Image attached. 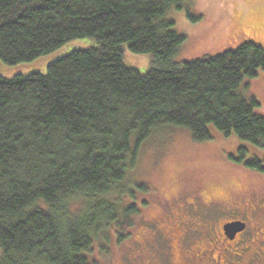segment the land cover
Masks as SVG:
<instances>
[{
	"label": "trees",
	"instance_id": "obj_1",
	"mask_svg": "<svg viewBox=\"0 0 264 264\" xmlns=\"http://www.w3.org/2000/svg\"><path fill=\"white\" fill-rule=\"evenodd\" d=\"M184 1L0 0L6 64L97 42L45 73L0 75V264H97L86 255L95 239L115 227L122 241L141 212L125 203L136 197L125 181L159 129L207 141L214 127L264 148L261 103L244 91L264 70V45L176 61L187 36L169 12ZM126 47L152 55L147 72L125 63ZM247 153L241 146L237 160ZM245 164L264 171V158Z\"/></svg>",
	"mask_w": 264,
	"mask_h": 264
},
{
	"label": "rangeland",
	"instance_id": "obj_2",
	"mask_svg": "<svg viewBox=\"0 0 264 264\" xmlns=\"http://www.w3.org/2000/svg\"><path fill=\"white\" fill-rule=\"evenodd\" d=\"M169 13L176 21L175 30L187 36L176 61L218 55L246 41L264 45V0H185L182 9ZM96 43L94 38L74 39L34 61L20 64H6L0 58V75L12 78L32 71L45 73L51 61ZM125 49L127 65L141 72L149 70L151 54ZM245 84L249 85L244 91L257 97L261 103L257 112L264 116V70ZM212 134L210 140L196 141L186 128L164 127L143 142L136 166L125 181L136 191V197L126 198L125 203H137L141 212L133 216L132 226L122 241L115 227L107 237L95 239L92 251L86 253L90 260L97 264H156V252H151L156 249V243L150 239L152 226L148 221H155L164 211L156 207L161 197L173 200L186 192L202 191L218 197L224 205L237 198L240 206L245 207L255 196L264 195V171L245 164L255 156L263 159L264 148L236 135L226 137L214 127ZM241 146L248 148V153L239 161ZM141 183L149 189L139 188L137 184Z\"/></svg>",
	"mask_w": 264,
	"mask_h": 264
},
{
	"label": "flooded vegetation",
	"instance_id": "obj_3",
	"mask_svg": "<svg viewBox=\"0 0 264 264\" xmlns=\"http://www.w3.org/2000/svg\"><path fill=\"white\" fill-rule=\"evenodd\" d=\"M161 200L156 207L164 211L148 221L156 264H264V195L245 207L202 191ZM232 222L245 227L231 234L225 226Z\"/></svg>",
	"mask_w": 264,
	"mask_h": 264
},
{
	"label": "water",
	"instance_id": "obj_4",
	"mask_svg": "<svg viewBox=\"0 0 264 264\" xmlns=\"http://www.w3.org/2000/svg\"><path fill=\"white\" fill-rule=\"evenodd\" d=\"M244 227L245 225L241 222H232L225 226L227 231H229L231 234L244 229Z\"/></svg>",
	"mask_w": 264,
	"mask_h": 264
}]
</instances>
